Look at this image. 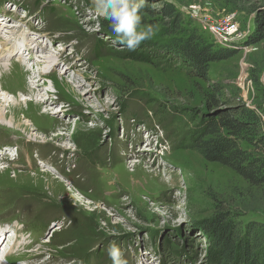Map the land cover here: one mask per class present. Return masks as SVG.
I'll return each instance as SVG.
<instances>
[{
  "label": "rangeland",
  "instance_id": "obj_1",
  "mask_svg": "<svg viewBox=\"0 0 264 264\" xmlns=\"http://www.w3.org/2000/svg\"><path fill=\"white\" fill-rule=\"evenodd\" d=\"M15 1L9 20L0 17L7 28L39 33L35 57L66 53L70 66L39 78L26 57L28 67L12 62L0 76V225L22 228L19 249L0 264H111L112 241L127 264H216L208 221L228 214L264 224V190L192 149L199 125L228 108L253 110L264 131V0H146L153 13L142 26L159 28L135 51L101 25L92 0ZM167 4L212 51L233 56L200 71L184 63L174 46L187 35L169 33L157 15ZM227 14L231 49L203 30L223 32ZM2 98L25 104L12 111Z\"/></svg>",
  "mask_w": 264,
  "mask_h": 264
},
{
  "label": "trees",
  "instance_id": "obj_2",
  "mask_svg": "<svg viewBox=\"0 0 264 264\" xmlns=\"http://www.w3.org/2000/svg\"><path fill=\"white\" fill-rule=\"evenodd\" d=\"M146 13H153L148 3L141 10V16ZM157 15L164 21L169 33L174 35L179 30L187 35L186 40L181 39L174 46L175 54L198 71L209 63L233 56L234 52L230 50L212 51L196 30L183 28L182 16L172 5L162 6ZM101 25L107 27L108 21L103 20ZM150 54L160 52L154 49ZM136 59L149 61L140 55ZM260 122V116L243 106L221 110L199 125L192 137V149L207 162L231 169L251 188L264 190V131L261 130ZM242 144L252 150L243 149ZM203 229L212 251L211 262L264 264V224L241 225L228 214H219L208 221Z\"/></svg>",
  "mask_w": 264,
  "mask_h": 264
},
{
  "label": "clouds",
  "instance_id": "obj_3",
  "mask_svg": "<svg viewBox=\"0 0 264 264\" xmlns=\"http://www.w3.org/2000/svg\"><path fill=\"white\" fill-rule=\"evenodd\" d=\"M96 14L108 21V26L123 49L135 51L142 42L151 40L158 25H143L141 10L146 0H92ZM111 264H127L123 253L114 241L106 248Z\"/></svg>",
  "mask_w": 264,
  "mask_h": 264
},
{
  "label": "bare ground",
  "instance_id": "obj_4",
  "mask_svg": "<svg viewBox=\"0 0 264 264\" xmlns=\"http://www.w3.org/2000/svg\"><path fill=\"white\" fill-rule=\"evenodd\" d=\"M5 24V22H3V24H0V26L1 25H3V27H0V59H1V64H0V76H2L1 74L3 73H5L6 72V70L5 69H3L4 67H6V65H9L10 63V61H11V59H13L14 58V56L16 55V53L12 50V45H11V42H12V40H15L16 39V37H15V35L13 34V35H11L12 33H8V31H4L5 30V28H6V25H4ZM14 26H15V28H17V27H19V24H14ZM3 32H5V33H3ZM23 36V38H22V48H25V47H28V46H30V47H32L33 46V49L35 50V53L36 54H38V51L35 49V47H34V43L36 42L34 39H35V36H33L32 37V39L31 38H28V37H26L25 35H22ZM41 38L40 37H38L37 38V42H36V46H39V43H40V40ZM30 40V42L31 43H29L28 41ZM34 42V43H33ZM39 48H40V46H39ZM34 50H32V54L29 56V59H31V58H34L35 57V53H34ZM45 50V54H47V53H49V51H51L49 48H45L44 49ZM50 61L49 62H56V60L55 59H49ZM48 62V63H49ZM14 63V62H13ZM15 63H19V64H24V65H26L27 66V63L25 62V63H20V62H15ZM44 62L43 61H41V63H40V65H42ZM12 64V63H11ZM11 65H9V67H10ZM26 66H25V68H26ZM35 66V65H34ZM28 67V66H27ZM53 67L55 68V69H57V66H56V64L54 63V65H53ZM19 70V69H18ZM27 71V70H26ZM9 74L11 73V71H10V69H8V71H7ZM28 72V71H27ZM29 73V72H28ZM31 74V73H30ZM36 74V76L37 77H40V75H38L37 73H35ZM38 86V85H37ZM2 100L5 102V104H7V107L10 109V110H15L19 105H20V102L22 103V102H24V104H25V101H9L8 102V100L7 99H5V98H2ZM2 102V101H1ZM0 102V103H1ZM27 103V102H26ZM5 107V106H4ZM2 109V108H1ZM3 110V109H2ZM2 110H0V121H2L3 122V118H4V116H3V113H2ZM11 116V115H10ZM13 116V115H12ZM12 123V122H11ZM10 122L9 123H7V124H11ZM15 124V123H14ZM21 126V125H20ZM14 128V127H13ZM156 142H157V140H156ZM150 143H151V141H150ZM10 156H12L11 154H10ZM139 164H142V163H139ZM137 166V165H136ZM134 167L135 166H133V169H134ZM139 167V166H138ZM140 171V170H139ZM138 172V171H137ZM142 172V171H141ZM135 173V172H134ZM139 173V172H138ZM143 174L145 173V172H142ZM140 174V173H139ZM141 175V174H140ZM159 175V174H158ZM118 182H116L115 184L116 185H118L117 184ZM114 188V187H113ZM118 188V187H117ZM116 190V189H115ZM0 236H2V235H0ZM2 243H3V241L0 243V247H1V245H2ZM7 256H5V257H3V255L0 253V262H1V260H4L5 262L7 261Z\"/></svg>",
  "mask_w": 264,
  "mask_h": 264
},
{
  "label": "built area",
  "instance_id": "obj_5",
  "mask_svg": "<svg viewBox=\"0 0 264 264\" xmlns=\"http://www.w3.org/2000/svg\"><path fill=\"white\" fill-rule=\"evenodd\" d=\"M232 22H233V16L231 14H227L224 19V23L226 27L222 29L224 33L218 31L214 27H204L203 30L209 35L210 39L212 40L213 45H216L220 48L231 49V48H234L235 45L232 46L231 43L233 42L230 40V36H233L236 30ZM238 40L239 38L236 39L235 41H238Z\"/></svg>",
  "mask_w": 264,
  "mask_h": 264
},
{
  "label": "water",
  "instance_id": "obj_6",
  "mask_svg": "<svg viewBox=\"0 0 264 264\" xmlns=\"http://www.w3.org/2000/svg\"><path fill=\"white\" fill-rule=\"evenodd\" d=\"M54 228V227H53Z\"/></svg>",
  "mask_w": 264,
  "mask_h": 264
}]
</instances>
